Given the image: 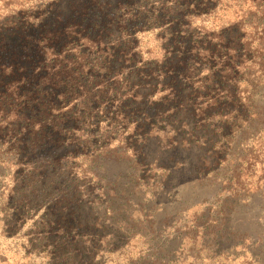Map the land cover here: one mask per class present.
Segmentation results:
<instances>
[{
    "label": "rangeland",
    "instance_id": "rangeland-1",
    "mask_svg": "<svg viewBox=\"0 0 264 264\" xmlns=\"http://www.w3.org/2000/svg\"><path fill=\"white\" fill-rule=\"evenodd\" d=\"M134 1L133 11L147 5L62 0L53 11L86 19L85 28L117 13L116 2L125 13ZM224 14L225 23L235 17L233 7ZM259 73L252 69L249 89L243 77L232 107L170 115L135 104L87 142L84 132L74 137L80 144L66 138L36 157L3 154L0 264H264Z\"/></svg>",
    "mask_w": 264,
    "mask_h": 264
},
{
    "label": "trees",
    "instance_id": "trees-1",
    "mask_svg": "<svg viewBox=\"0 0 264 264\" xmlns=\"http://www.w3.org/2000/svg\"><path fill=\"white\" fill-rule=\"evenodd\" d=\"M61 1L0 0V165L3 154L36 157L84 132L87 142L135 104L205 115L232 107L254 67L264 81V0H146L133 11L134 1L125 13L116 2L85 28L55 14Z\"/></svg>",
    "mask_w": 264,
    "mask_h": 264
}]
</instances>
